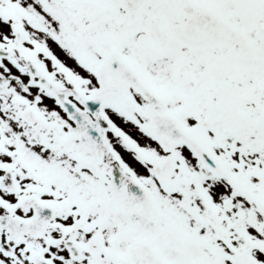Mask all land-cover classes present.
Returning <instances> with one entry per match:
<instances>
[{
	"label": "snow or ice",
	"instance_id": "1",
	"mask_svg": "<svg viewBox=\"0 0 264 264\" xmlns=\"http://www.w3.org/2000/svg\"><path fill=\"white\" fill-rule=\"evenodd\" d=\"M0 264H264V0H0Z\"/></svg>",
	"mask_w": 264,
	"mask_h": 264
}]
</instances>
